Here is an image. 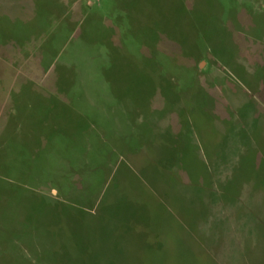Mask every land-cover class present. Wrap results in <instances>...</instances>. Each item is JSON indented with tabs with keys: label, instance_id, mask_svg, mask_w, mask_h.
Listing matches in <instances>:
<instances>
[{
	"label": "rangeland",
	"instance_id": "obj_1",
	"mask_svg": "<svg viewBox=\"0 0 264 264\" xmlns=\"http://www.w3.org/2000/svg\"><path fill=\"white\" fill-rule=\"evenodd\" d=\"M0 264H264V0H0Z\"/></svg>",
	"mask_w": 264,
	"mask_h": 264
}]
</instances>
